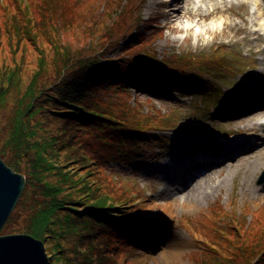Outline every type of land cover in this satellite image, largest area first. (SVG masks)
Returning <instances> with one entry per match:
<instances>
[{
  "label": "trees",
  "instance_id": "trees-1",
  "mask_svg": "<svg viewBox=\"0 0 264 264\" xmlns=\"http://www.w3.org/2000/svg\"><path fill=\"white\" fill-rule=\"evenodd\" d=\"M76 1L0 0V53L8 57L0 65V110L8 107L10 94L17 97L3 159L25 176L3 228L16 232L12 221L32 189L37 201L23 233L44 243L49 264H121L123 250L135 248L144 227L126 226L136 206L115 181L105 180L103 169L110 157L126 165L155 155L147 150L149 143L161 142L153 129L176 126L170 114L156 108L145 112L140 103H131V91L158 95L147 82L165 74L207 96L218 90L196 77L200 68H187V61L203 66L205 59L158 60L144 36L136 52L107 56L128 34L141 35L138 26L127 33L133 23L125 25L122 16L142 1L84 0L86 7ZM28 51L37 53V68L23 84L16 57ZM210 213V220H195L199 231L206 232L201 224H212L222 210L217 206ZM223 226L210 230L211 241L205 238L210 246L201 244L193 264H250L264 245V205L247 226L238 218Z\"/></svg>",
  "mask_w": 264,
  "mask_h": 264
},
{
  "label": "rangeland",
  "instance_id": "rangeland-1",
  "mask_svg": "<svg viewBox=\"0 0 264 264\" xmlns=\"http://www.w3.org/2000/svg\"><path fill=\"white\" fill-rule=\"evenodd\" d=\"M82 1L77 0L75 4L80 5ZM140 1V5L128 9L122 18L125 25L133 23L127 33L138 26L141 35L128 34V39L111 49L107 56L114 59L136 52L135 44H139V39L144 36L157 53L158 60L169 58L176 61L178 58L183 63L188 56L205 59L203 66L187 61V68H200L196 77L207 87L211 84L218 91L222 90L223 95L219 101V96H207L190 83L181 87L178 78L166 74L163 77L155 75L147 82L148 88L159 90L158 95L132 90L130 102L140 103L145 112L156 108L163 114H170L171 122L178 118H189L190 121H176V126L165 127L168 128L165 131L153 129L160 137L162 149L158 142L149 143L147 150L155 155L139 156L136 164L124 165L110 157L103 175L105 180L115 181L119 190L127 193L136 206V211L125 222L127 227L130 228L129 223L141 224L147 230L146 236L135 242V248L123 250L125 256L121 264H193L199 250L210 246L205 239L211 241L210 230L215 232L214 228H223L230 218H238L243 227L247 226L252 222L254 211L264 205V183L257 184L264 171V132L245 122L247 115L263 105L264 100V17L258 18L254 5H247L242 0H226V5L218 13H210L213 7L205 0H184L179 8L183 16L176 21L168 15L166 8L161 7V0ZM81 5L87 6L85 2ZM76 7V11L81 10L80 6ZM191 25L193 29L187 30ZM36 57L37 53L32 51L22 58L20 53L16 57L22 69L23 84L37 68ZM47 59L49 61V55ZM3 61H8L6 53H0V65ZM46 74L51 75V71ZM136 82L141 83V79ZM9 98L8 107L0 110V158L3 161L2 147L9 137L10 108L17 97L10 94ZM247 101L251 102L248 108L229 118L224 117L230 112L235 113L233 111ZM256 122L264 125V110ZM217 132L223 135H215ZM208 139L220 142L238 140L241 148L245 144L249 150L240 156L242 159H234L231 154L234 151H231L226 156L230 160L207 166L208 177L204 180L199 174L202 182L198 193L189 196L187 187L192 188L191 182L197 175L194 172H200V168L196 167L194 172L186 168L197 160L201 164L205 161L201 152L186 159L179 154L186 149L189 140L203 145ZM99 146L108 149L103 144ZM225 148L229 151V146ZM24 200L11 224L16 232H6L2 226L0 236L23 233L27 229L32 205L37 201L32 197V189ZM217 206L222 213L212 224H201L206 232L199 231L195 220H210V211L216 210ZM201 244H204L202 248ZM260 249L264 255V245ZM260 252L251 258L250 264H264Z\"/></svg>",
  "mask_w": 264,
  "mask_h": 264
},
{
  "label": "bare ground",
  "instance_id": "bare-ground-1",
  "mask_svg": "<svg viewBox=\"0 0 264 264\" xmlns=\"http://www.w3.org/2000/svg\"><path fill=\"white\" fill-rule=\"evenodd\" d=\"M206 3L208 5H212V10L210 13H218L220 11V9H222V7H224L226 5V0H205ZM244 3H246L247 5L249 3H252L254 5V7L256 8V11L258 13V18H263L264 17V0H242ZM184 2V0H161L159 2V4L161 6H165L167 7L166 9L169 11V14L171 17H173L176 21L181 19L183 16V14H180L179 8L182 5V3ZM221 7V8H220ZM199 11V10H197ZM198 15V12H197ZM264 26V25H263ZM183 29V27H182ZM193 29V25L187 27V30H191ZM262 104L260 107H256L254 110H252L253 112L249 115H247L245 122H248V125H251L253 128H256L259 131H263L264 132V125L262 124H258L256 122V119L258 117H260L263 114V110H264V100L262 101ZM256 111V112H254ZM235 113H228L227 116L224 117H231L233 115L236 114V110L233 111ZM223 117V116H222ZM253 128H251V131H255ZM226 146H229V151L225 148ZM241 143H238V140L236 141H229L226 142V140L223 141H217L213 139H208L203 145H196L195 141L193 140H189L188 143L185 145L186 149H182L181 153L179 154L181 158L186 159V158H190L191 156H196L197 154L203 155V159L205 161V163H202V165L199 166V162L196 161L194 163H190L192 164L191 167H189V169L191 168L194 172L195 168L199 166V171L198 173L194 172L195 174V178L192 180L191 182V189H189V187H187V190H190L188 192L189 196H193V194L198 193V188L200 187V184L202 181L201 177H203V179L205 180L208 175L206 174L208 168L207 166L213 165L223 161H227L230 160L231 158H226V156H229L228 153H231V151H234L233 157L234 159L239 158L241 155H243L244 153H246L249 148L248 146H245V144L243 145V148H241ZM245 146V147H244ZM193 151H196V153H192ZM222 152L227 153V155H222ZM220 153V154H219ZM186 157V158H185ZM173 159V158H172ZM176 159V158H175ZM239 159H242V157H240ZM194 168V169H193ZM192 170H189V172H192ZM201 174V177L200 175ZM202 179V180H203Z\"/></svg>",
  "mask_w": 264,
  "mask_h": 264
},
{
  "label": "water",
  "instance_id": "water-1",
  "mask_svg": "<svg viewBox=\"0 0 264 264\" xmlns=\"http://www.w3.org/2000/svg\"><path fill=\"white\" fill-rule=\"evenodd\" d=\"M264 180V172L258 184ZM25 185V176L0 158V229L13 211ZM0 264H49L44 243L29 234L0 236Z\"/></svg>",
  "mask_w": 264,
  "mask_h": 264
}]
</instances>
